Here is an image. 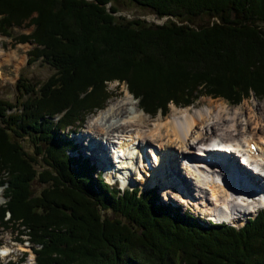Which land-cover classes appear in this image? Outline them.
<instances>
[{
	"label": "trees",
	"instance_id": "obj_1",
	"mask_svg": "<svg viewBox=\"0 0 264 264\" xmlns=\"http://www.w3.org/2000/svg\"><path fill=\"white\" fill-rule=\"evenodd\" d=\"M121 1L166 21L129 18ZM24 27L33 29L13 31ZM0 35L35 44L30 63L56 71L26 93L31 108L4 100L0 110V221L10 211L43 243L37 264H264V211L237 229L173 208L155 189L121 192L69 153L78 146L67 134L118 96L114 81L152 116L200 96L264 98V0H0ZM26 131L41 136L40 152L26 148Z\"/></svg>",
	"mask_w": 264,
	"mask_h": 264
},
{
	"label": "bare ground",
	"instance_id": "obj_2",
	"mask_svg": "<svg viewBox=\"0 0 264 264\" xmlns=\"http://www.w3.org/2000/svg\"><path fill=\"white\" fill-rule=\"evenodd\" d=\"M212 99L209 100V106L202 111L192 112L191 110L186 111V109L179 114L177 113L179 110H174L173 115L165 119H153L152 122L146 118L141 109L138 110V107L129 108L130 101L128 99L127 102H118L103 113L102 119L100 117V120L97 119L90 123V128L87 129L89 134L86 137L94 142L90 153L93 155L100 150L103 153V163L106 164L109 158L104 144L105 138L112 142L116 135H121L125 139L124 148L130 153V157L136 158V161L133 160L134 164L130 160L123 162L122 165L125 167L128 162L135 171H142L147 169V159H149L145 147L149 143L157 142L161 152L158 153L159 155L153 152V155L155 154V157L158 158V168L152 172V177L143 185H153L155 181L153 176L156 174L157 176L162 174L165 178V174L168 172L169 162L167 160L169 158L172 164L170 168H173V173L177 177L175 179L176 190L179 191L183 200L188 198L186 194L192 193V198L197 199V207L207 206L203 210H209L212 214L223 209L228 212L227 218L224 217L239 225L240 219L233 217V214L236 212L239 214L241 210L259 204V202L248 198V192L240 186L246 181H252L256 187L264 189L263 116L254 110L249 115H245L242 110L233 109V111L227 103ZM146 127L149 128L146 129ZM93 132L102 135V137ZM91 134H94L95 137ZM81 139L83 140V137ZM179 143L181 146L177 152ZM199 145L205 147L204 151H207L212 161L215 160L212 154L220 153L224 154V160L214 166L208 161L200 160L197 156H194L195 158L191 162L192 166L185 165L180 161V156L184 152L193 154L195 149L201 150ZM252 145L256 147L255 151L251 148ZM135 149L141 150L138 156H136L137 150ZM162 152L164 155L161 158ZM231 165H234L233 169L238 171L240 184L238 179H235L236 177L232 178L227 175ZM233 169L231 174L236 175L237 173ZM127 172L129 171L125 168L121 174L124 175ZM245 172L246 174L242 177L239 176ZM109 178H111V180L109 179L111 183L112 176ZM160 178L164 183L166 178ZM222 178L226 180L225 184L221 183ZM167 180L172 183L171 179ZM170 182L167 186L171 184ZM251 191L254 192V189L251 188ZM167 197L169 196L166 195ZM245 197H247L246 200L243 199ZM214 218L218 217L214 215Z\"/></svg>",
	"mask_w": 264,
	"mask_h": 264
},
{
	"label": "rangeland",
	"instance_id": "obj_3",
	"mask_svg": "<svg viewBox=\"0 0 264 264\" xmlns=\"http://www.w3.org/2000/svg\"><path fill=\"white\" fill-rule=\"evenodd\" d=\"M118 6L120 7L121 11L123 14L127 15L129 18L130 17H146L150 22L154 21V22H164L166 21L163 19H156L155 16L153 14L150 13L149 9L146 8H141L136 6L135 3L130 2L128 3H123L122 1L118 4ZM30 29H26V27L24 28H20V29H14L15 34H20L21 32H26L29 33ZM12 38L11 37H2L0 36V101L4 100V99H8L10 100V102H12L13 104H17L20 107L23 105V102L25 100H27L26 98H28V95H26V93L28 91H31V88L33 86H35V84L38 86H42L46 81H50V77L51 75L54 74V70L52 69V67L49 64H44L41 61H37L35 63H33V65L28 63V52L31 51L33 49L34 45H30V44H26V43H19L17 46H15L14 44H12ZM4 50V51H3ZM15 58V59H14ZM19 76H21V78L19 79ZM111 91H114L115 93L118 94V96H113V98L109 101V104L107 106L106 109L104 110H100L99 113L95 114L94 116H89L85 125L83 127H81V131L78 134L77 140L79 142L82 141V145H81V149L78 150V152H73V151H69L70 154H76V155H85V156H90L88 153H86L87 151L84 149H89L88 147L90 146L89 141L87 140V136L89 134L88 132V128L90 123L95 122L97 119L100 120L103 118L102 115H104L103 113H105L107 110H109L110 108H112L116 103L124 101L127 102L128 100L130 101V105L128 106L129 108H136L138 107V104L136 103L137 101H135L133 99V96H131L129 94V91L127 90L126 85H122V86H118V81H114V83L110 84V86L108 87ZM128 99V100H127ZM209 100H211V98L207 97H203V98H199L194 105L190 106V107H181V108H177L175 107L173 104H170V108H169V112L167 113V115H161V114H157L156 117H149V115H147L143 110L141 112H143V114L146 116V118H148L149 120L153 119H165V117L167 118L170 115H173L175 113V111H177V113H181L183 110H191L192 112H196V111H202V109H206L207 106H209ZM214 100V99H212ZM222 102H224L225 104L228 102L225 101L224 99H220ZM0 104H3L0 102ZM229 105V104H228ZM28 107H31V102L27 103ZM196 106L197 108H191ZM230 106V109H238V110H242L243 113L245 115H249L253 110L256 113H259L261 116H263V125H264V98H262L261 100L255 99L254 96L249 97L248 99L244 100L239 106ZM4 106L0 105V110L3 109ZM176 108V109H175ZM185 108V109H183ZM139 110V108H138ZM175 110V111H174ZM233 110V111H234ZM173 111V112H172ZM185 111V112H186ZM172 113V114H171ZM162 116V117H161ZM18 118H19V114H18ZM18 118H14L13 122H17ZM148 120V121H149ZM21 123L24 124L23 121H21ZM152 124V123H151ZM152 126V125H151ZM149 127H146V129H148ZM28 134V138H25L27 140L26 142V148L28 150H33L35 152H40L41 151V147H40V139L41 136L38 133H32V132H28L26 131ZM95 133V132H93ZM20 134H22V132H20ZM97 135H99L98 133H95ZM23 135V134H22ZM92 135V134H91ZM93 137L94 134L92 135ZM69 139H71L73 137V135L68 136ZM83 137V140L81 139ZM99 137H101V135H99ZM89 138V137H88ZM84 141V143H83ZM155 142V141H154ZM157 143V142H156ZM150 144L149 146H153L154 148H158L159 152H161V148L159 147L158 143L157 144ZM157 146V147H156ZM179 147H177L178 150H180V146L181 144H178ZM182 150V147H181ZM91 151V150H90ZM148 151H150V149H148ZM146 151L147 156L149 157V168L151 169H143V176L144 177H149L147 173L154 171L156 169V167H153L152 165V151L148 152ZM163 153V152H162ZM69 154V155H70ZM161 154V153H160ZM174 154V153H173ZM155 155V154H154ZM164 155V153L161 155ZM167 156V155H165ZM91 157V156H90ZM92 158V157H91ZM167 162H169V165H167V179H171L172 183L170 181H168L167 179L164 181L163 183V188L165 187L164 190H162V200L165 201L166 195L169 196V198H171V200L175 201L172 203L176 206H178L181 201L179 199V191L176 190V181L175 179H177L176 175L173 173V168H170L171 164V160H167ZM44 162H41V164H43ZM97 166V165H96ZM99 166V165H98ZM153 168V169H152ZM148 170V172L146 171ZM180 172V169H178ZM128 173V172H127ZM138 171L132 170V172L129 175V181L132 184V186H141L143 187V189H148V187L150 186H146L143 184H146L147 182H140L137 181L138 178L141 176L140 174H137ZM186 175V174H185ZM159 176V175H158ZM163 179L164 176L161 174V176ZM108 179L111 180V178L108 177ZM189 181H191V179H188ZM167 181V182H166ZM194 181V180H193ZM171 183L168 185V183ZM44 184H41L40 182L36 181L33 182V189L35 192V195L40 194V192L42 191V189L44 188ZM178 192V194H177ZM2 193V188L0 189V205L2 202L5 201V198L3 197V193ZM190 195L186 196L188 197L187 199L191 200L192 193H189ZM181 200H183L181 198ZM185 204V203H184ZM183 207V209H189L190 204L188 203V200L186 201L185 205H181ZM196 206V207H195ZM193 206L192 208V212L199 218H201L202 220H206L204 219L202 216L203 214H200L198 211L202 208V206L197 207V205ZM202 212L204 213L205 211L202 210ZM110 215L115 216V214L113 212H109ZM241 216V217H240ZM249 216H255L254 213H248V214H239V225H237V227L242 226V224L244 223V220L249 217Z\"/></svg>",
	"mask_w": 264,
	"mask_h": 264
}]
</instances>
